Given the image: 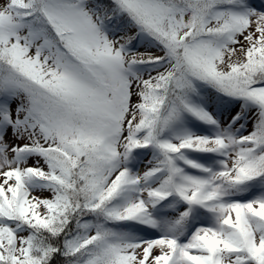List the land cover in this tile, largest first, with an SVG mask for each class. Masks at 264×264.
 Returning a JSON list of instances; mask_svg holds the SVG:
<instances>
[{
	"label": "snow or ice",
	"instance_id": "1",
	"mask_svg": "<svg viewBox=\"0 0 264 264\" xmlns=\"http://www.w3.org/2000/svg\"><path fill=\"white\" fill-rule=\"evenodd\" d=\"M0 264H264V0H0Z\"/></svg>",
	"mask_w": 264,
	"mask_h": 264
}]
</instances>
